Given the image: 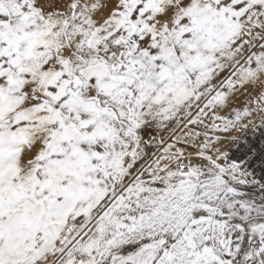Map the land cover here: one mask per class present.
Wrapping results in <instances>:
<instances>
[{
  "label": "snow or ice",
  "instance_id": "snow-or-ice-1",
  "mask_svg": "<svg viewBox=\"0 0 264 264\" xmlns=\"http://www.w3.org/2000/svg\"><path fill=\"white\" fill-rule=\"evenodd\" d=\"M0 264H264V0H0Z\"/></svg>",
  "mask_w": 264,
  "mask_h": 264
}]
</instances>
